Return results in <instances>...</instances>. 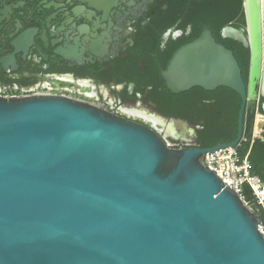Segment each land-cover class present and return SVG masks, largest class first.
Listing matches in <instances>:
<instances>
[{"label": "water", "instance_id": "obj_1", "mask_svg": "<svg viewBox=\"0 0 264 264\" xmlns=\"http://www.w3.org/2000/svg\"><path fill=\"white\" fill-rule=\"evenodd\" d=\"M259 22L264 35L260 13ZM247 27L248 37L224 36L250 48L249 85L210 28L163 73L173 94L224 87L240 96L231 143L174 148L103 104L0 96V264H264L260 214L205 165L207 153L238 148L259 80L264 93Z\"/></svg>", "mask_w": 264, "mask_h": 264}, {"label": "flooded vegetation", "instance_id": "obj_2", "mask_svg": "<svg viewBox=\"0 0 264 264\" xmlns=\"http://www.w3.org/2000/svg\"><path fill=\"white\" fill-rule=\"evenodd\" d=\"M238 2L0 0V88L4 96L28 90L103 104L156 129L175 148L231 143L238 137L234 91L194 87L173 94L163 73L181 48L210 28L217 43L243 62L249 85L250 48L224 36L235 29L248 37L244 0L242 11ZM257 95L240 143L251 144L264 174L262 81Z\"/></svg>", "mask_w": 264, "mask_h": 264}, {"label": "built area", "instance_id": "obj_3", "mask_svg": "<svg viewBox=\"0 0 264 264\" xmlns=\"http://www.w3.org/2000/svg\"><path fill=\"white\" fill-rule=\"evenodd\" d=\"M31 93H35V91L24 90L22 95H30ZM4 95L5 91L0 88V96ZM163 138L169 146L173 147V143L169 139ZM241 145L239 143L237 149L228 147L207 153L205 155V165L235 191L241 200L260 214L262 221L259 223V230L264 236V180L252 173L249 154L244 157L240 155L239 148Z\"/></svg>", "mask_w": 264, "mask_h": 264}, {"label": "bare ground", "instance_id": "obj_4", "mask_svg": "<svg viewBox=\"0 0 264 264\" xmlns=\"http://www.w3.org/2000/svg\"><path fill=\"white\" fill-rule=\"evenodd\" d=\"M248 14L250 37L253 47V76L262 74L264 60V35L260 30L259 13L264 18V0H245Z\"/></svg>", "mask_w": 264, "mask_h": 264}, {"label": "trees", "instance_id": "obj_5", "mask_svg": "<svg viewBox=\"0 0 264 264\" xmlns=\"http://www.w3.org/2000/svg\"><path fill=\"white\" fill-rule=\"evenodd\" d=\"M239 2V7L242 11L243 9V0H238ZM249 56H250V52L248 51V54L246 56V61H245V70H247V73H248V65H249ZM239 61V60H238ZM240 66L242 65L243 66V62L240 60ZM246 73V74H247ZM244 78V81L245 83L247 84L248 83V78H247V75H244L243 76ZM237 97V100H238V106H237V110H236V120H235V128L237 130V119H238V115H239V111H240V108H241V98L239 95H237L235 92H233ZM263 101L261 102V110L263 111ZM264 112V111H263ZM235 140V138H234ZM220 143H218L219 145ZM207 146H214V144L212 145H206V144H201V148H206ZM239 153L241 156H246L247 154H249V159H250V162L252 164V173L255 174V175H258L260 176L263 180H264V174L260 171L259 167H258V163L255 159V154H254V151L251 147V144L249 142L247 143H243L241 145V147L239 148ZM247 194H249V192H247ZM251 197V196H250Z\"/></svg>", "mask_w": 264, "mask_h": 264}, {"label": "rangeland", "instance_id": "obj_6", "mask_svg": "<svg viewBox=\"0 0 264 264\" xmlns=\"http://www.w3.org/2000/svg\"><path fill=\"white\" fill-rule=\"evenodd\" d=\"M261 81L259 80V83H260ZM258 86V85H257Z\"/></svg>", "mask_w": 264, "mask_h": 264}]
</instances>
